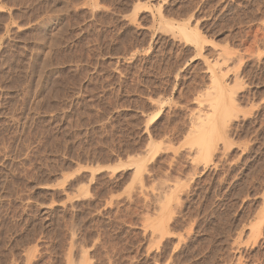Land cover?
<instances>
[{"label":"rangeland","instance_id":"374dc122","mask_svg":"<svg viewBox=\"0 0 264 264\" xmlns=\"http://www.w3.org/2000/svg\"><path fill=\"white\" fill-rule=\"evenodd\" d=\"M0 264H264V0H0Z\"/></svg>","mask_w":264,"mask_h":264},{"label":"bare ground","instance_id":"6f19581e","mask_svg":"<svg viewBox=\"0 0 264 264\" xmlns=\"http://www.w3.org/2000/svg\"><path fill=\"white\" fill-rule=\"evenodd\" d=\"M169 25V24H168ZM185 28V27H184ZM180 32H182V31H180ZM185 33V32H184ZM187 33V32H186ZM183 34V33H182ZM185 36H186V34H185ZM195 41V40H194ZM213 80V82H211V85H213V84H215L214 86H215V88L217 89V92H218V95H220L221 93H222V90H220L221 88H220V84L218 85L217 84V80L216 79H212ZM219 82V81H218ZM213 83V84H212ZM211 85H210V87H211ZM214 88V89H215ZM211 92V91H210ZM212 92H214V95H215V91H212ZM217 92H216V95H217ZM230 93V92H229ZM207 95V94H206ZM212 95V94H211ZM205 96V95H204ZM206 97V96H205ZM209 97H212V96H210V93H209ZM209 97H207L208 99H210ZM231 97V96H230ZM230 97H229V99H230ZM214 98V97H213ZM221 98V97H220ZM203 99V98H202ZM205 99V98H204ZM215 100L217 99V96H216V98H214ZM207 100V99H206ZM213 101V100H212ZM209 102V101H208ZM210 103V102H209ZM208 104V103H207ZM220 106V105H219ZM222 107V106H221ZM224 108V107H223ZM229 111V110H228ZM232 111H233V109H232ZM214 114V113H213ZM200 116V115H199ZM204 116H205V114H204ZM194 117V116H193ZM203 117V116H202ZM204 119H205V117H203ZM215 118V117H214ZM195 119V118H194ZM197 119H201V117H198ZM198 120V121H199ZM211 120V119H210ZM199 122H201V121H199ZM216 125V124H215ZM218 132V131H217ZM213 134H215V133H213ZM207 140H209V139H207ZM208 143V142H207ZM2 166H4V165H2ZM2 173V172H1Z\"/></svg>","mask_w":264,"mask_h":264}]
</instances>
